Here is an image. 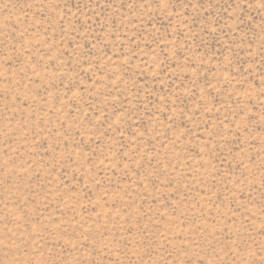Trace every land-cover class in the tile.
<instances>
[{"label":"rangeland","instance_id":"374dc122","mask_svg":"<svg viewBox=\"0 0 264 264\" xmlns=\"http://www.w3.org/2000/svg\"><path fill=\"white\" fill-rule=\"evenodd\" d=\"M0 264H264V0H0Z\"/></svg>","mask_w":264,"mask_h":264}]
</instances>
